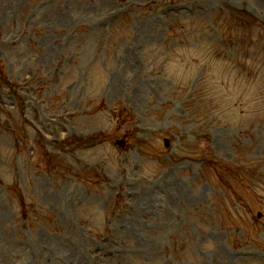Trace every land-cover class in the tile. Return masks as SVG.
Listing matches in <instances>:
<instances>
[{"label":"rangeland","instance_id":"374dc122","mask_svg":"<svg viewBox=\"0 0 264 264\" xmlns=\"http://www.w3.org/2000/svg\"><path fill=\"white\" fill-rule=\"evenodd\" d=\"M238 10L252 44L222 34ZM263 23L264 0H0V264H264V156L236 162L264 152Z\"/></svg>","mask_w":264,"mask_h":264}]
</instances>
